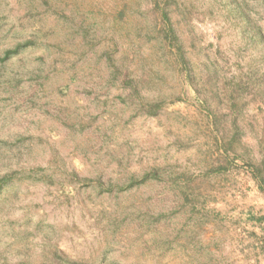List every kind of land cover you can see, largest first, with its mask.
Segmentation results:
<instances>
[{"label":"rangeland","instance_id":"rangeland-1","mask_svg":"<svg viewBox=\"0 0 264 264\" xmlns=\"http://www.w3.org/2000/svg\"><path fill=\"white\" fill-rule=\"evenodd\" d=\"M245 1L0 0V264H264Z\"/></svg>","mask_w":264,"mask_h":264},{"label":"trees","instance_id":"trees-1","mask_svg":"<svg viewBox=\"0 0 264 264\" xmlns=\"http://www.w3.org/2000/svg\"><path fill=\"white\" fill-rule=\"evenodd\" d=\"M243 6L244 7H246L247 8V4H246V1L245 0H243ZM164 14V18H167V14L166 13H163ZM168 19V18H167ZM170 30L172 31V29L170 28ZM173 34V33H172ZM174 35V34H173ZM16 51V50H15ZM9 52H11V51H8L7 53H9ZM180 56H182V55H180ZM1 180H0V188H1Z\"/></svg>","mask_w":264,"mask_h":264}]
</instances>
